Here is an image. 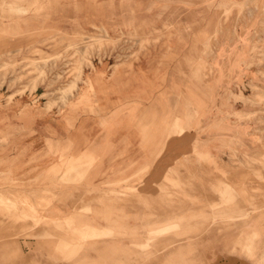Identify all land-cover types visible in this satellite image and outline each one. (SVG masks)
Masks as SVG:
<instances>
[{
  "label": "rangeland",
  "instance_id": "obj_1",
  "mask_svg": "<svg viewBox=\"0 0 264 264\" xmlns=\"http://www.w3.org/2000/svg\"><path fill=\"white\" fill-rule=\"evenodd\" d=\"M132 67H141L145 88L146 163L93 184L90 155L48 143L56 161L41 173L0 172V239L34 237L41 254L72 264H201L213 246L235 255L236 237L219 233L250 213L230 211L244 194L251 204L248 188L234 194L218 186L217 170L202 171L214 159L202 141L226 132L229 162L264 167V0H0L7 101L40 85L46 107L94 114L90 73L112 78ZM256 175L263 185L254 192L264 196ZM209 195L217 201L208 204ZM19 247L4 258L21 264Z\"/></svg>",
  "mask_w": 264,
  "mask_h": 264
},
{
  "label": "crops",
  "instance_id": "obj_2",
  "mask_svg": "<svg viewBox=\"0 0 264 264\" xmlns=\"http://www.w3.org/2000/svg\"><path fill=\"white\" fill-rule=\"evenodd\" d=\"M111 74V71L104 74L90 73L96 95L94 107L98 110L94 114H70L63 103L58 102L46 107L47 99L42 95L44 91L40 85L32 92L15 93L9 101L5 96L11 89L2 87L0 92L4 97L0 100V172L9 170L14 176L21 178L41 173L56 161L57 154L48 152L47 145L50 142L60 147L68 142L69 155H90L92 163L88 172L93 184L124 178L144 165L149 153L145 143L146 133L141 131V124L146 123L142 112L147 103L142 98L144 84L139 79L141 67L118 68L112 78ZM34 97L41 99L38 104L34 103ZM178 124L180 130L181 125L179 122ZM159 128L160 126L158 131L154 130L155 140L163 138ZM213 134L216 136L211 137L212 132L203 134L202 142L207 144L206 151L214 159H207L202 171L214 173L217 170L218 186L228 184L234 194L242 192V187H247L251 204H248V196L244 194V200L230 211L235 214L246 211L250 213L244 217L236 216L229 231L219 233L236 237L235 255H230L232 258L228 259L224 247L213 246L202 250L205 259L201 264H240L243 261H248L246 264H264V196L254 192L255 188H262L263 181L256 174L261 173L264 177V167L253 164L248 167L229 162L228 155L222 151V140L226 138V132L224 135L221 132ZM161 171H151L150 175L154 173L156 183L161 180ZM148 175L145 176L146 179ZM204 176L203 187L208 189L213 181L207 179V175ZM192 187L194 195V189L201 186L196 182ZM212 201H217V198L209 195L208 204ZM3 234L0 227V236ZM18 244L22 251L21 264H72L61 256L55 259L41 254L44 251L36 249L41 244L34 237L16 239V236L0 239V264H20L17 258L3 256L4 251L19 254ZM242 245H246L249 252L242 249ZM82 257L90 256L85 254Z\"/></svg>",
  "mask_w": 264,
  "mask_h": 264
}]
</instances>
